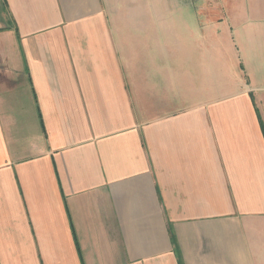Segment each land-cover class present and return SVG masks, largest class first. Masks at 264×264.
Masks as SVG:
<instances>
[{
    "label": "crops",
    "instance_id": "0c3cea01",
    "mask_svg": "<svg viewBox=\"0 0 264 264\" xmlns=\"http://www.w3.org/2000/svg\"><path fill=\"white\" fill-rule=\"evenodd\" d=\"M0 264H264V0H0Z\"/></svg>",
    "mask_w": 264,
    "mask_h": 264
}]
</instances>
